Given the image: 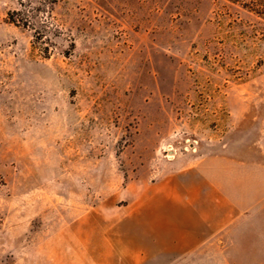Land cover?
<instances>
[{
    "label": "rangeland",
    "instance_id": "374dc122",
    "mask_svg": "<svg viewBox=\"0 0 264 264\" xmlns=\"http://www.w3.org/2000/svg\"><path fill=\"white\" fill-rule=\"evenodd\" d=\"M20 4L34 27L7 22ZM225 152L264 161V21L227 0H0V264H264V207L219 246H172L193 225L178 173Z\"/></svg>",
    "mask_w": 264,
    "mask_h": 264
},
{
    "label": "crops",
    "instance_id": "0c3cea01",
    "mask_svg": "<svg viewBox=\"0 0 264 264\" xmlns=\"http://www.w3.org/2000/svg\"><path fill=\"white\" fill-rule=\"evenodd\" d=\"M177 177V194L171 201L181 213L188 209L186 221L193 225L181 228L177 237L171 236L176 240L172 246H219L227 230L236 227L245 215L264 207V161L225 152L200 159Z\"/></svg>",
    "mask_w": 264,
    "mask_h": 264
},
{
    "label": "trees",
    "instance_id": "16d2710c",
    "mask_svg": "<svg viewBox=\"0 0 264 264\" xmlns=\"http://www.w3.org/2000/svg\"><path fill=\"white\" fill-rule=\"evenodd\" d=\"M264 21V0H227ZM39 12L38 9L32 8L29 4H20V9L7 13V22L21 26L23 28L34 27L32 13ZM43 26V24H42ZM35 33H38L34 29ZM37 37V36H36Z\"/></svg>",
    "mask_w": 264,
    "mask_h": 264
}]
</instances>
